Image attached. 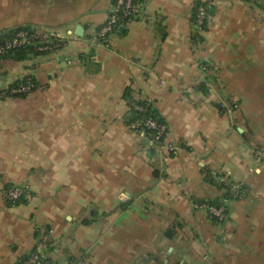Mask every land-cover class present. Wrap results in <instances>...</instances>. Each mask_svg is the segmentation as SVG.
Returning <instances> with one entry per match:
<instances>
[{"label": "crops", "instance_id": "1", "mask_svg": "<svg viewBox=\"0 0 264 264\" xmlns=\"http://www.w3.org/2000/svg\"><path fill=\"white\" fill-rule=\"evenodd\" d=\"M200 2L210 16L193 45ZM111 3L0 0V33L66 38L0 58V87L38 85L0 96V264H18L43 228L53 264H264V160L253 153L264 150V1L145 0L142 19L88 41ZM126 89L151 102L176 155L127 126ZM10 184L25 187L13 205L1 195ZM223 198L222 219L195 206Z\"/></svg>", "mask_w": 264, "mask_h": 264}, {"label": "built area", "instance_id": "2", "mask_svg": "<svg viewBox=\"0 0 264 264\" xmlns=\"http://www.w3.org/2000/svg\"><path fill=\"white\" fill-rule=\"evenodd\" d=\"M144 4L145 0H112L104 23L98 30L89 32L86 37L87 40L92 42L100 39L103 40L109 33L114 32L120 26L125 25L132 20L142 19L144 17ZM209 16L210 7L208 2H200L195 5L191 21L193 34L190 38V42L193 45L201 42V34L205 29ZM24 44H31L34 51L37 53H43L61 48L66 44V38L60 36L57 32L44 27L21 28L14 32L11 37L0 41V55ZM200 66L202 69H207L212 67V64L209 61H204L203 63H200ZM23 79L24 82L17 86L0 87V96L28 93L38 87L31 77H24ZM148 106V101L144 104H133V109L137 111L140 116L129 122L127 126L137 133L146 135L149 138L151 145L164 148L169 156L176 155L178 147L172 142L165 140L167 133L166 124L158 122L151 116H144V112H146ZM253 153L257 158L264 160V150L255 149L253 150ZM211 178L212 181L219 186L228 185L227 179L222 175L212 173ZM24 192L25 187L21 185L10 184L1 188V195L4 201L9 205L18 203ZM225 201L226 198H223L218 204L203 202L195 203V206L202 207L212 217L222 219L225 216ZM48 236L49 229L43 228L39 231L33 248L21 264H52L46 255Z\"/></svg>", "mask_w": 264, "mask_h": 264}, {"label": "trees", "instance_id": "3", "mask_svg": "<svg viewBox=\"0 0 264 264\" xmlns=\"http://www.w3.org/2000/svg\"><path fill=\"white\" fill-rule=\"evenodd\" d=\"M21 28H27V27L26 26L17 27V28L10 29V30H7V31H4V32L0 33V41L3 40V39H7V38L11 37V35L14 32H16L17 30H19ZM33 54H39V53H37L36 51L33 50V47H32L31 44H24V45H22V46H20L18 48H15L13 50L5 52L4 54L0 55V58H12V59H15V60H23V59H25L28 56L33 55ZM23 82H24V79L15 80L12 83H10L8 86L9 87H14V86H17V85H19L20 83H23ZM25 94L26 93H19V94H16V95H7V96H23ZM124 96H125L126 99H128V104H129V113H128V116L126 118V123L127 124L140 116V114L133 109V104H135V103L144 104L146 101H148L149 106L147 107L146 112H144V116H151L154 119H156L158 122L165 123L164 120L158 115L156 110L153 108V106H152V104H151V102L149 100L142 99V98H132L130 96L129 91L127 89L125 90ZM207 176L210 177V173H208ZM217 186H219V185H217ZM227 186L228 185H226V186L222 185L220 187L225 188L226 191H228ZM225 194L227 195V193H225ZM220 201H221V199L220 200L219 199L218 200H207V201H202V202L201 201H197V202L198 203L206 202V203L218 204V203H220ZM26 257H27V255L18 264H21L22 261Z\"/></svg>", "mask_w": 264, "mask_h": 264}, {"label": "water", "instance_id": "4", "mask_svg": "<svg viewBox=\"0 0 264 264\" xmlns=\"http://www.w3.org/2000/svg\"><path fill=\"white\" fill-rule=\"evenodd\" d=\"M83 31H84L83 26H82V25H78V26L75 28L74 33H75L76 35H82V34H83Z\"/></svg>", "mask_w": 264, "mask_h": 264}]
</instances>
